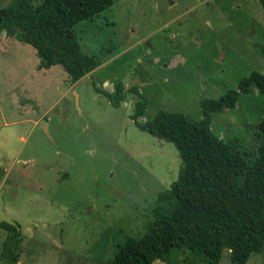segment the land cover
<instances>
[{
    "label": "rangeland",
    "instance_id": "rangeland-1",
    "mask_svg": "<svg viewBox=\"0 0 264 264\" xmlns=\"http://www.w3.org/2000/svg\"><path fill=\"white\" fill-rule=\"evenodd\" d=\"M263 21L259 0H113L74 26L81 48L100 61L74 82L0 32V189L20 230L12 262L3 244L13 231L0 226V264H99L128 236L147 235L154 213L174 207L169 185L181 159L172 143L134 124L132 93L114 106L103 90L138 86L146 99L139 122L160 109L198 120L201 99L238 89L253 70L264 73ZM9 42L18 51L9 53ZM263 119L264 94L251 87L213 113L210 128L250 151ZM228 251L219 264H234ZM188 262L205 264L184 249L151 264ZM244 264H264V248Z\"/></svg>",
    "mask_w": 264,
    "mask_h": 264
},
{
    "label": "trees",
    "instance_id": "trees-1",
    "mask_svg": "<svg viewBox=\"0 0 264 264\" xmlns=\"http://www.w3.org/2000/svg\"><path fill=\"white\" fill-rule=\"evenodd\" d=\"M264 11V0H259ZM113 0H10L0 7V32L36 51L41 66L59 64L72 82L96 68L100 61L85 52L74 33L76 23L98 15ZM264 24V21H263ZM264 54V34L260 44ZM256 87L264 94V73L253 70L241 78L238 89L216 98L201 99V117L158 110L151 119L139 122L146 99L138 86L127 90L119 82L103 94L118 106L129 91L135 97L130 114L141 130L172 143L181 165L170 183L174 207L162 215L156 211L149 233L128 236L109 262L99 264H151L175 249L199 253L205 264H219L224 249L229 261L244 264L251 253L264 248V119L256 126L257 145L246 150L236 140H224L211 131L212 114L235 106L240 94ZM96 89V87H95ZM239 147V148H238ZM165 197V194H164ZM3 244V255L17 261L11 246L20 242V230ZM189 264V262L187 263Z\"/></svg>",
    "mask_w": 264,
    "mask_h": 264
},
{
    "label": "water",
    "instance_id": "water-1",
    "mask_svg": "<svg viewBox=\"0 0 264 264\" xmlns=\"http://www.w3.org/2000/svg\"><path fill=\"white\" fill-rule=\"evenodd\" d=\"M44 131L45 133H47V129H46V126H44ZM2 194H3V189L1 188L0 189V223L1 222H6L8 224H11V225H16V222L13 221L4 211L3 209V197H2ZM157 260H160V259H157Z\"/></svg>",
    "mask_w": 264,
    "mask_h": 264
},
{
    "label": "crops",
    "instance_id": "crops-1",
    "mask_svg": "<svg viewBox=\"0 0 264 264\" xmlns=\"http://www.w3.org/2000/svg\"><path fill=\"white\" fill-rule=\"evenodd\" d=\"M2 35H4L3 37L5 38V39H9L10 38V36H7L4 32H2ZM20 42V41H19ZM10 43H13V42H9V45H11ZM9 45H8V47H7V51H9V53H10V51H13L14 49L13 48H11V47H14L17 51H18V48H20V47H16L15 45H11L10 47H9ZM11 48V49H10ZM10 49V50H9ZM14 52H15V50H14ZM17 53V52H16ZM40 62V61H39Z\"/></svg>",
    "mask_w": 264,
    "mask_h": 264
}]
</instances>
